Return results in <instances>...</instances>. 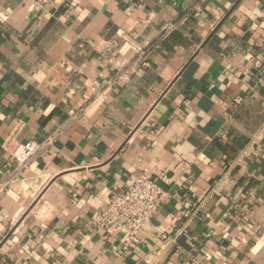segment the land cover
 Here are the masks:
<instances>
[{
    "label": "crops",
    "instance_id": "1",
    "mask_svg": "<svg viewBox=\"0 0 264 264\" xmlns=\"http://www.w3.org/2000/svg\"><path fill=\"white\" fill-rule=\"evenodd\" d=\"M63 1L0 0V264H264V0ZM144 171L122 248L95 223Z\"/></svg>",
    "mask_w": 264,
    "mask_h": 264
},
{
    "label": "built area",
    "instance_id": "2",
    "mask_svg": "<svg viewBox=\"0 0 264 264\" xmlns=\"http://www.w3.org/2000/svg\"><path fill=\"white\" fill-rule=\"evenodd\" d=\"M41 8L57 7V0H31ZM71 7L73 0H64ZM4 19V18H3ZM45 145L36 141L20 144L15 137L4 144L9 159L15 164L14 172L19 174L28 169L30 163L42 152ZM166 193L148 171L137 176L123 195H111L108 205L96 221L97 231L104 234L123 232L122 248H131L150 224L154 215L163 207Z\"/></svg>",
    "mask_w": 264,
    "mask_h": 264
}]
</instances>
